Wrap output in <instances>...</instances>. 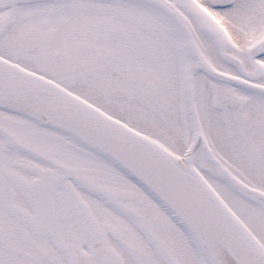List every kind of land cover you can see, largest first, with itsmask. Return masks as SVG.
Returning <instances> with one entry per match:
<instances>
[{"label":"snow or ice","instance_id":"1","mask_svg":"<svg viewBox=\"0 0 264 264\" xmlns=\"http://www.w3.org/2000/svg\"><path fill=\"white\" fill-rule=\"evenodd\" d=\"M0 264H264V0H0Z\"/></svg>","mask_w":264,"mask_h":264}]
</instances>
